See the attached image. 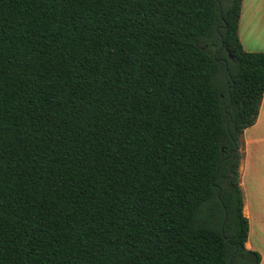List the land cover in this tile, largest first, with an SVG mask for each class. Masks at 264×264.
Listing matches in <instances>:
<instances>
[{"label": "trees", "instance_id": "trees-1", "mask_svg": "<svg viewBox=\"0 0 264 264\" xmlns=\"http://www.w3.org/2000/svg\"><path fill=\"white\" fill-rule=\"evenodd\" d=\"M223 2L0 0V264L260 263L264 53Z\"/></svg>", "mask_w": 264, "mask_h": 264}, {"label": "crops", "instance_id": "crops-1", "mask_svg": "<svg viewBox=\"0 0 264 264\" xmlns=\"http://www.w3.org/2000/svg\"><path fill=\"white\" fill-rule=\"evenodd\" d=\"M238 35L245 51L264 53V0H242ZM240 187L243 213L249 223L245 247L257 252L259 264H264V94L255 124L242 135ZM258 227L260 245L252 241V233Z\"/></svg>", "mask_w": 264, "mask_h": 264}, {"label": "rangeland", "instance_id": "rangeland-1", "mask_svg": "<svg viewBox=\"0 0 264 264\" xmlns=\"http://www.w3.org/2000/svg\"><path fill=\"white\" fill-rule=\"evenodd\" d=\"M224 1L225 2L222 3V6L224 8H226L228 6V0H224ZM256 230H257V232H256ZM255 232H256V234H255ZM255 232L252 233V241L254 244L260 245V241L262 240V238H260V235H259V227H258V229L255 228Z\"/></svg>", "mask_w": 264, "mask_h": 264}]
</instances>
